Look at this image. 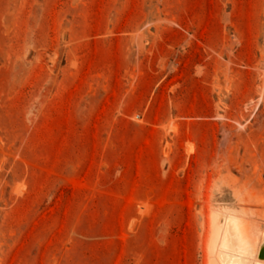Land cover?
<instances>
[{
  "label": "rangeland",
  "instance_id": "rangeland-1",
  "mask_svg": "<svg viewBox=\"0 0 264 264\" xmlns=\"http://www.w3.org/2000/svg\"><path fill=\"white\" fill-rule=\"evenodd\" d=\"M210 206L264 224V0H0V264H204Z\"/></svg>",
  "mask_w": 264,
  "mask_h": 264
},
{
  "label": "bare ground",
  "instance_id": "bare-ground-1",
  "mask_svg": "<svg viewBox=\"0 0 264 264\" xmlns=\"http://www.w3.org/2000/svg\"><path fill=\"white\" fill-rule=\"evenodd\" d=\"M207 211L204 264H264V257H257L259 245L264 242V224L250 227L256 223L252 219L248 223L234 209L210 206Z\"/></svg>",
  "mask_w": 264,
  "mask_h": 264
},
{
  "label": "water",
  "instance_id": "water-1",
  "mask_svg": "<svg viewBox=\"0 0 264 264\" xmlns=\"http://www.w3.org/2000/svg\"><path fill=\"white\" fill-rule=\"evenodd\" d=\"M257 257L263 258L264 257V242L259 245L257 250Z\"/></svg>",
  "mask_w": 264,
  "mask_h": 264
}]
</instances>
